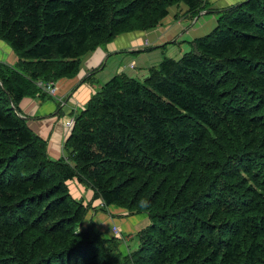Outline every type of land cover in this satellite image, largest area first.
<instances>
[{"label":"trees","instance_id":"trees-1","mask_svg":"<svg viewBox=\"0 0 264 264\" xmlns=\"http://www.w3.org/2000/svg\"><path fill=\"white\" fill-rule=\"evenodd\" d=\"M178 4L213 30L141 82L112 77L50 159L18 102ZM0 42L17 60L0 64V264H264V0H0ZM72 182L146 215L127 255L83 224Z\"/></svg>","mask_w":264,"mask_h":264},{"label":"crops","instance_id":"crops-1","mask_svg":"<svg viewBox=\"0 0 264 264\" xmlns=\"http://www.w3.org/2000/svg\"><path fill=\"white\" fill-rule=\"evenodd\" d=\"M242 1L244 0H208V4H212L218 10H222ZM209 14H213V12L211 11ZM212 19L213 25L207 30L208 32L201 36H195L192 40L202 38L213 30L215 27V17L213 15ZM186 20L188 21L185 22ZM192 20L190 15L187 14L184 5L178 4L170 7L167 10L166 17L156 28L143 33H130L118 36L108 45L86 54L81 59L78 71L73 77L44 84L53 85L54 93L52 96H48L40 91L45 96L44 99H40L39 94L23 97L16 105L17 114L19 117L27 119L24 121L26 128L44 142L47 156L50 159L64 158L66 156L63 144L68 130L64 128V121L75 118L85 108L91 97L101 88L100 83L103 84V80L109 79L110 76L113 77L119 73L115 72L116 67L118 71L123 69L117 65L121 58L127 63L131 60L132 62L133 60L138 61L140 65L138 70L135 71L133 69L132 71L134 73L132 75L128 74L127 77L139 82L143 81L148 74L144 71L155 68L156 66L148 68L149 61H144L142 57L146 55L133 58L131 54L141 52V46L144 43L148 45V48H152L153 46L157 47L160 44H169V42L174 41L176 35L173 32L174 24L182 21L189 24V21L192 22ZM172 22L175 23L173 24ZM185 23H181V26L185 27ZM209 25L210 23H204V26ZM192 29H194L192 25L189 26L188 30ZM185 34L188 35L190 32H185ZM182 54L184 53H180L177 59ZM108 60H110V63L105 68ZM16 61V57L10 49L0 42V64L6 67H13ZM103 64H105L104 68L100 69ZM120 74H123V71ZM69 188L78 190L83 187H79L78 184L75 186L71 184ZM83 190L87 191L84 188ZM97 204H99V201ZM106 211L107 213L105 212V214L97 211L98 215L95 214L93 220L91 219V222L94 223V230L99 232L102 238H111L114 235L110 229L116 227L119 234L115 236L124 238L122 244L118 247V251L122 256H125L129 250V243L133 242V235L147 225L148 220L146 215L141 213L122 218L120 216L123 215L121 214L123 209L113 205L106 207Z\"/></svg>","mask_w":264,"mask_h":264},{"label":"rangeland","instance_id":"rangeland-1","mask_svg":"<svg viewBox=\"0 0 264 264\" xmlns=\"http://www.w3.org/2000/svg\"><path fill=\"white\" fill-rule=\"evenodd\" d=\"M215 10V9H212ZM208 12V11H207ZM212 15L213 14H209L208 15H202L199 17V19L195 20V17L193 18L192 22L188 20H186L185 22L182 21L180 23H175L172 22L174 24V29L173 32L176 33L175 37H174V41L169 42V44L164 45V44H160L157 47L153 46L152 48H148V45L146 43H144L141 48V52H135L133 54H131V56L133 58L140 56V55H146V56H142L144 61H149L148 63V68L150 67H155L157 66V64L159 62H161L164 58L165 59H171V60H178L177 58L180 56V53H185L187 51H189L188 49V43L191 42L192 38L195 36H201L202 34H206L209 30V28L213 25V19H212ZM186 24L185 27L181 26V23ZM204 23H210L209 26H204ZM192 25V30H188L189 26ZM185 32H190V34H185ZM203 32V33H202ZM123 58H121V60L117 63V65L121 66L123 69L121 71H118L117 67L115 68V72H119L117 73V75H120V73L123 71V74L126 78L128 79H132L130 77H127L128 74L132 75L134 73V71H132L133 69L135 71L138 70L139 68V63L137 60H132L130 62H126L122 60ZM110 60H108L106 62V67L109 65ZM105 65V64H104ZM129 66H132L133 68H129ZM104 68V66L102 67V69ZM149 69H147V71H144L145 73H148ZM114 75V76H117ZM113 76V77H114ZM112 78V76L109 77V79ZM109 79L103 80V84L100 83L101 87L105 86V84L107 83V81ZM71 184L77 185L75 182H72ZM71 184H68V188L71 187ZM79 187H81L80 185H78ZM69 193L71 195L72 198L78 199V198H82L80 199L84 205H88L86 207V212L84 214V218H83V224L84 225H88L89 222H91V219L93 220V216L96 214L98 215L97 211H99L100 213H107L106 211V207L101 210V202L99 200H93L92 202L90 201V194L88 191L83 190V188H79L78 190H74L72 188H69ZM99 201V204H97ZM91 204V206H90ZM121 214H124V217L126 216V212L123 210V212ZM131 216V215H130ZM122 217V218H124ZM128 217V216H127ZM90 219V220H89ZM93 223V222H91ZM94 224V223H93ZM116 228V227H113ZM111 231V229H110ZM133 245L131 243H129L128 249H130Z\"/></svg>","mask_w":264,"mask_h":264},{"label":"built area","instance_id":"built-area-1","mask_svg":"<svg viewBox=\"0 0 264 264\" xmlns=\"http://www.w3.org/2000/svg\"><path fill=\"white\" fill-rule=\"evenodd\" d=\"M129 68L132 69L133 67L132 66H129ZM37 86L39 87V89H40L41 92L45 93L48 96H52L53 93H54L53 85H41V84H37ZM71 125H72V120L66 119L64 121V128L66 130H70ZM112 232L115 235L119 233L116 228H112Z\"/></svg>","mask_w":264,"mask_h":264},{"label":"water","instance_id":"water-1","mask_svg":"<svg viewBox=\"0 0 264 264\" xmlns=\"http://www.w3.org/2000/svg\"><path fill=\"white\" fill-rule=\"evenodd\" d=\"M245 1H246V0H244V1H242V2H245ZM242 2H241V3H242ZM241 3H238V4H236L235 6H239ZM208 13H209V12H207V11H203V12L199 13V14L195 17V20L198 19V17H200L201 15H207ZM103 66H104V64L101 65L100 69H102ZM16 116H17L19 119L23 120V121H26V120H27V119H24V118L19 117L17 114H16Z\"/></svg>","mask_w":264,"mask_h":264},{"label":"clouds","instance_id":"clouds-1","mask_svg":"<svg viewBox=\"0 0 264 264\" xmlns=\"http://www.w3.org/2000/svg\"><path fill=\"white\" fill-rule=\"evenodd\" d=\"M70 120H72V124H73V121H74V118H72V119H70ZM71 127H72V125H71ZM71 129V128H70ZM70 133V130H68V134ZM67 134V135H68ZM113 228V227H112ZM112 228H111V231H112ZM118 231V230H117ZM112 234H113V232H112ZM113 235H115V234H113Z\"/></svg>","mask_w":264,"mask_h":264}]
</instances>
